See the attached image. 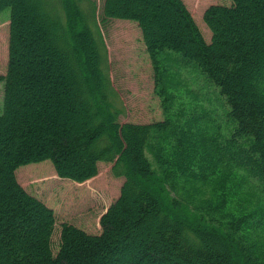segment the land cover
<instances>
[{"label": "trees", "instance_id": "trees-1", "mask_svg": "<svg viewBox=\"0 0 264 264\" xmlns=\"http://www.w3.org/2000/svg\"><path fill=\"white\" fill-rule=\"evenodd\" d=\"M91 1L0 0L11 8L0 264H264V0L212 3L201 22L184 0H105L102 13ZM116 18L138 22L164 119L120 122L102 28ZM192 68L219 89L223 114L200 106L182 76ZM43 163L80 184L102 163L124 178L96 230L20 181Z\"/></svg>", "mask_w": 264, "mask_h": 264}, {"label": "rangeland", "instance_id": "rangeland-1", "mask_svg": "<svg viewBox=\"0 0 264 264\" xmlns=\"http://www.w3.org/2000/svg\"><path fill=\"white\" fill-rule=\"evenodd\" d=\"M104 1L92 0L91 3L95 7L97 5V11L102 13ZM230 1L184 0L198 22L202 21L203 12L208 5L212 3L227 4ZM157 13H160V10H157ZM10 15V8L0 12V79L7 73ZM102 28L112 64V81L122 96L123 109L120 122L127 123L136 120L152 122L164 119L161 99L155 93L149 55L143 45L142 32L138 22L116 18L110 20ZM163 29V26L159 27L157 33L164 34ZM69 69H73L72 60ZM65 71V67L61 69L62 76H65ZM182 76L188 86L198 92L201 107L208 109L216 107L222 114L227 111L226 102L219 97V89L211 86L209 78L203 72L192 68L189 72L183 71ZM76 83L78 91L75 96L77 100H81L84 97V86L82 81L77 80V75ZM210 100H213L214 103L208 102ZM3 112L4 83L0 81V115ZM225 117L220 120V123L225 133H228L232 124H227ZM151 160L153 159L151 158ZM26 167L19 170L18 174L20 181L30 189L31 193L43 198L46 203L55 208L61 219L86 224L90 230L97 229L99 217L106 213L110 205L113 204L124 184V178L116 177L112 173V164L107 163H102L101 171L96 178L82 184L59 178L50 164L43 163ZM231 180H235V177H219L215 181L213 180L208 186L207 195L214 196L221 191L219 188L225 185V181H227V186ZM248 199L252 200L251 204L254 206L252 195H249ZM240 264H242L241 261Z\"/></svg>", "mask_w": 264, "mask_h": 264}]
</instances>
